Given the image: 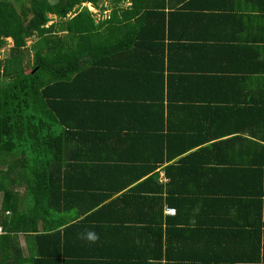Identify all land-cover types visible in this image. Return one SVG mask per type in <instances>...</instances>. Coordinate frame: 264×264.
Wrapping results in <instances>:
<instances>
[{"label": "trees", "instance_id": "16d2710c", "mask_svg": "<svg viewBox=\"0 0 264 264\" xmlns=\"http://www.w3.org/2000/svg\"><path fill=\"white\" fill-rule=\"evenodd\" d=\"M102 1L27 0L21 12L9 2L0 7V49L7 45L2 37L14 41L7 58L0 54V264H163L164 256L172 264H206L203 250L174 256L163 252L166 245L186 248L194 242L205 247L210 227L215 240L210 263L226 264L231 260L225 256L231 254L217 253V248L227 250L241 241L248 234L244 216L264 204V145L239 135L255 137L258 127L264 135V121L202 127L173 152L172 137L184 134L171 127L169 111L191 99L182 97L181 78L170 70L166 24L161 31L148 18L173 1L109 0L111 12L99 21L87 7L76 8L90 3L104 14L109 9L100 6ZM127 1L130 5L124 7ZM50 15L59 22L49 24ZM97 101L132 105L130 122L121 125L117 136L133 147L128 157L98 149V139L109 141L110 134L95 120ZM142 112L157 117L162 126L142 132L144 124L137 118ZM165 164L168 183L155 173ZM85 173L94 177L88 178L87 192L77 181ZM109 176L115 178L99 184ZM100 204L106 207L104 215H114L112 220L139 218L134 236L119 235V242L110 243L116 250L112 255L88 241L73 242L65 236L70 227L60 229L64 211L84 213ZM202 205H209L212 217L196 212ZM165 206L175 208L176 215L165 214ZM236 213L241 215L237 220ZM95 220L91 213L71 227L82 232L83 225L94 226ZM111 225L99 228L104 233ZM259 228L264 230V223ZM62 247H74L73 256ZM251 250L234 261L264 264L260 238Z\"/></svg>", "mask_w": 264, "mask_h": 264}, {"label": "crops", "instance_id": "0c3cea01", "mask_svg": "<svg viewBox=\"0 0 264 264\" xmlns=\"http://www.w3.org/2000/svg\"><path fill=\"white\" fill-rule=\"evenodd\" d=\"M172 1L173 6L167 7L164 11L161 9V11L151 13V16L148 17L150 18L149 22H153L161 31L164 28L163 23L166 24L167 38L165 46L167 47L169 44L172 47L168 54L170 70L177 79L179 78L180 80L181 78L179 86L185 92L182 97L191 99L173 104L169 111L171 127H174L175 130L180 127L184 134L183 136L177 134V136L172 137L169 148L173 149V152L183 148L184 143H190V138L197 133L199 134V131L203 129L202 127L220 126L225 121L227 122L224 124L231 123L242 127L249 121L259 119L264 121V5L262 4L261 6L257 0H187L186 2L191 3L186 7V2L183 5L179 3L180 0ZM132 30L136 32V27ZM143 59L160 61V58H156V56H143ZM185 75L187 76L182 79ZM148 84H151L150 80ZM175 84L177 85V82ZM96 103L95 120L105 127L110 134L109 141L100 142L98 139V149H109L108 151L114 157L129 155L133 147L129 145L128 141L118 139L117 136L120 133L121 125L130 122L127 116L131 112L130 106L132 105H119L114 102L100 103L98 101ZM137 118L146 125V127L144 125L140 127L144 133L150 132L155 127L162 126L157 121V117L155 118L143 112ZM149 125L152 127L149 128ZM259 125L263 126V122L259 121ZM258 128L255 137L247 134L239 135L264 145V135L263 133L260 134ZM145 135L147 136V134ZM196 139H200L199 135L196 136ZM143 140L145 138L141 139V141ZM195 150L177 157L171 164L176 163L182 157L189 155ZM166 165L155 171V173H158L159 180L162 183L169 182L164 170ZM86 175L85 173L79 180L75 178L72 184L77 180L79 188H86L87 192V188H89L87 187L88 178L94 180V177L92 175L86 177ZM151 175L140 181H144ZM111 178L115 177L103 178L99 184L106 185ZM22 190H20V193H23ZM109 201L106 203H109ZM263 205L262 207L254 205L255 211L250 208L252 210L246 216L243 215L245 218L243 222L248 223L246 226L248 234L245 233L243 237L239 238L241 241L237 242V244L232 243V247L227 248V250L217 248V253L226 252L231 254L230 258L225 256V259L231 260L226 264H259L247 260L241 262H235L234 260L237 256L236 260L240 257L245 258L248 253L251 255L252 242L253 246L256 245L259 238L261 239L262 247L264 230L259 228V226L264 223ZM208 206H198L196 212H204L208 217H212V210L207 209ZM105 208L104 204H100L84 213H79L76 208H70L60 215L64 220V224L60 229L64 230L70 227L65 236L75 243L84 245L87 241L80 239L79 234L91 228L99 236L98 241L93 243L92 246H98L105 255H112L116 250L111 247L110 243L119 242V235L134 236L135 225L139 226V218L135 216L138 219L129 222V217L127 216H116L115 220H112L114 215L108 217L103 214ZM169 208L171 207L165 206V214H167L166 210ZM258 208H262V213L256 212ZM129 209H133V207L130 206ZM172 209L175 208L172 207ZM91 213H95V218L98 220H95L97 222L96 225H83L84 231L82 232L72 229L73 224L80 222ZM175 215L169 216L173 217ZM235 216V220L241 217V215L237 217V213ZM56 218H58V214ZM107 222L112 223V225L103 233L99 226L104 227V223ZM121 222L126 224L122 225ZM254 226H258V228ZM210 229L209 232H206L205 247L202 246V243L194 244V242L190 247L186 248L166 245L163 255L166 254L165 249L172 253L171 256L180 253L193 254L203 250L202 252L206 254V264H211V258L208 254L213 253L215 240H211L209 233L212 232L213 228L210 227ZM204 230L207 229L205 228ZM245 238H248V241ZM20 241L25 248L26 239L21 236ZM72 249L74 247H62L63 253H68V257L73 256L72 251L74 250ZM261 253L263 254V252H260V256ZM168 260L169 257L164 256L163 264H172ZM141 263L145 264L143 260ZM146 264H149V260Z\"/></svg>", "mask_w": 264, "mask_h": 264}, {"label": "rangeland", "instance_id": "374dc122", "mask_svg": "<svg viewBox=\"0 0 264 264\" xmlns=\"http://www.w3.org/2000/svg\"><path fill=\"white\" fill-rule=\"evenodd\" d=\"M104 6L106 9H109L108 11H105L104 12V14H100V11H99V9H96L95 7H93V5L92 4H80V5H77L76 6V8H79L80 6L81 7H87L92 13H94V15H95V18H96V20H100V19H103V18H105L107 15H109L110 14V12H111V10H110V8H111V6H110V2H109V0H104V1H102L101 3H100V6ZM130 5V2L129 1H127L125 4H124V7H128ZM73 15H74V13H73ZM73 15H70L71 17L73 16ZM50 17H51V19H52V21H50L49 22V24H51V23H57V22H59V19H57L56 17H54V16H51L50 15ZM69 18V17H68ZM67 18V19H68ZM67 19H64L63 21H65V20H67ZM97 21V22H98ZM33 41H35V38H33V39H29V41H28V45H31L32 44V42ZM11 47H13V42L12 41H7V45L4 47V48H2V49H0V54H1V58H7L8 56H9V49L11 48ZM32 57H33V53H31L30 54V59H32ZM22 192H23V190H22Z\"/></svg>", "mask_w": 264, "mask_h": 264}, {"label": "flooded vegetation", "instance_id": "af4514ba", "mask_svg": "<svg viewBox=\"0 0 264 264\" xmlns=\"http://www.w3.org/2000/svg\"><path fill=\"white\" fill-rule=\"evenodd\" d=\"M9 2L12 5L15 6V8H17L19 10V12L22 11L23 6L25 5V3L27 2V0H0V7L1 5H3L4 3ZM28 4V3H26ZM82 4H90V3H82ZM5 41H13V39L11 37H2Z\"/></svg>", "mask_w": 264, "mask_h": 264}, {"label": "clouds", "instance_id": "9594fccd", "mask_svg": "<svg viewBox=\"0 0 264 264\" xmlns=\"http://www.w3.org/2000/svg\"><path fill=\"white\" fill-rule=\"evenodd\" d=\"M79 238L91 243L98 241L99 236L94 231L88 230L79 234Z\"/></svg>", "mask_w": 264, "mask_h": 264}, {"label": "built area", "instance_id": "2783aa9c", "mask_svg": "<svg viewBox=\"0 0 264 264\" xmlns=\"http://www.w3.org/2000/svg\"><path fill=\"white\" fill-rule=\"evenodd\" d=\"M166 213H167L168 215H175V214H176V210H175V209H172V208H169V209L166 210ZM1 233H3V229H2V227L0 226V234H1Z\"/></svg>", "mask_w": 264, "mask_h": 264}]
</instances>
